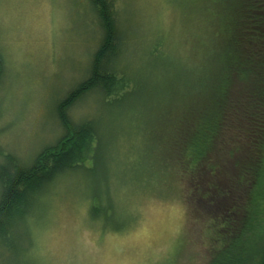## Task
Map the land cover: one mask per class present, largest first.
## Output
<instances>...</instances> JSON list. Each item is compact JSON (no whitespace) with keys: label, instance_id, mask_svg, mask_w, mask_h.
Instances as JSON below:
<instances>
[{"label":"rangeland","instance_id":"rangeland-1","mask_svg":"<svg viewBox=\"0 0 264 264\" xmlns=\"http://www.w3.org/2000/svg\"><path fill=\"white\" fill-rule=\"evenodd\" d=\"M114 3L125 41L117 65L133 81L121 105L107 104L93 90L68 110L73 122L98 123L99 161L89 164L86 173L67 172L44 188L25 225L18 227L14 248L0 250V264H207L211 259L210 217L193 210L194 194L186 191L193 180L208 178L209 171L203 164L195 178L184 180L167 172L174 151H157L160 143L153 142L149 129H158L168 97L176 102L186 91L188 96L198 94V84L186 82L195 74L184 59L213 69L207 40L219 35L221 4ZM101 34L89 0H0V162L4 153H11L29 165L41 148L61 136L55 104L87 76ZM215 41L218 45L221 35ZM181 63L187 72L181 71ZM177 75L181 85L174 80ZM220 141L214 160L232 174L235 158L242 154L232 158L227 153L231 144ZM151 161H156L160 179L148 171ZM230 173L225 175L230 181H219L232 184ZM162 175L167 181H161ZM93 188L101 204L111 207L109 223L90 214Z\"/></svg>","mask_w":264,"mask_h":264},{"label":"trees","instance_id":"trees-1","mask_svg":"<svg viewBox=\"0 0 264 264\" xmlns=\"http://www.w3.org/2000/svg\"><path fill=\"white\" fill-rule=\"evenodd\" d=\"M89 1L102 34L92 53L87 76L55 104L63 133L55 143L41 148L29 165H22L11 153L2 155L0 250L14 248L12 241L18 227L25 225L26 217L36 208L37 199L48 184L70 171L86 173L89 164L93 166L99 161L97 153L102 148L99 125L93 120L73 122L68 115L71 105L93 90L100 91L107 104L121 105L129 82L133 81L130 73L117 65L125 41L119 35L114 0ZM198 1L200 5L208 4L206 1L221 4L216 20L221 41L216 45L219 35L207 40L213 69L207 70L204 62L195 64L189 58L184 59L190 61L187 65L195 74L186 82L190 85L196 82L198 94L188 96L183 88L185 94L181 93L176 102L168 97L162 121L158 129H149L150 134L153 142L160 143L157 151H174L167 172L181 174L183 180L188 176L195 178L205 164L208 178L211 175L210 179L204 177L203 182L193 180L194 186L189 181L186 187L187 194H194L193 210L210 217L208 229L213 240L207 264H264V0ZM237 7L239 13L235 14L233 9ZM182 64L179 68L187 72ZM178 77L174 80L180 82ZM220 139L228 141L227 146L231 144L227 153L232 158L243 155L246 149L244 158L242 155L235 158L232 174L214 160L212 153ZM232 139L239 140V144L230 143ZM149 164L148 171L160 179L156 161ZM160 170L167 173L164 168ZM228 173L232 184H222L221 181H230L225 176ZM161 181H167V177L163 176ZM93 191L90 214L109 223L111 207L103 206L98 192L95 188ZM239 232L244 237L235 236Z\"/></svg>","mask_w":264,"mask_h":264}]
</instances>
